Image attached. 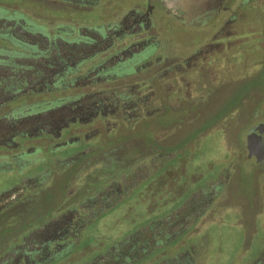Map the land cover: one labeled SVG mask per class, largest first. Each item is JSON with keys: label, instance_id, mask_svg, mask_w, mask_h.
Here are the masks:
<instances>
[{"label": "flooded vegetation", "instance_id": "flooded-vegetation-1", "mask_svg": "<svg viewBox=\"0 0 264 264\" xmlns=\"http://www.w3.org/2000/svg\"><path fill=\"white\" fill-rule=\"evenodd\" d=\"M206 110L215 179L133 233L89 232L150 161L122 150L137 124ZM223 226L264 264V0H0V264H226Z\"/></svg>", "mask_w": 264, "mask_h": 264}, {"label": "rangeland", "instance_id": "rangeland-1", "mask_svg": "<svg viewBox=\"0 0 264 264\" xmlns=\"http://www.w3.org/2000/svg\"><path fill=\"white\" fill-rule=\"evenodd\" d=\"M230 87L231 85L224 91L223 102H225V94H230ZM211 113H213L212 110L192 111L190 115L182 111L170 112V114L156 116L155 123L158 124V126L153 124H137V135L141 137L132 142L123 143L121 145L122 150L137 146L139 149L130 156L128 155V158H133L135 161L151 158V162L149 161L148 164L145 163L141 166L140 170L136 172L137 174L129 175L126 183L127 185H125L127 188V195L124 194V198H126L124 204L120 208L112 211L109 215H106L101 221L96 224L93 223L89 232L102 233L108 230L111 231V229H113L112 225L114 220L120 215V220L118 222L129 221L132 223L142 216L151 215L155 212V215L150 217L151 222L164 219L190 193L202 189L208 179H215V170H210L212 168V162L210 161L213 160V154L218 152L217 144L213 142L214 136L205 137L202 141L196 140V137L201 131L199 129L200 124ZM183 118H185L184 123H180L181 125L166 126V124L174 120ZM197 128L199 130L194 131ZM128 133L124 131L120 134ZM151 133L155 135V137H158L160 146L157 144L155 147L150 146V142L151 145H153V140L155 139L151 137ZM185 137L187 138L184 139ZM168 146L171 148H168ZM216 154L218 155V153ZM77 161L79 160L74 158L69 159L63 162L61 166L64 168L70 167L71 165H79L80 163ZM129 165L130 163L128 161L125 168L127 169ZM68 176L69 174L66 176L67 180ZM201 177L202 179H200ZM139 183H143L140 190L133 191L132 196L127 198L131 190L137 188L135 186L139 185ZM65 187V185H62L60 191L55 192V190H52L49 192L45 199H49L50 201L38 206L36 214H38L41 219L53 215L51 209L57 198L51 195L54 193L58 197H62V195L66 196V194H64L66 191ZM123 189H125V187H123ZM186 191L187 193H184ZM86 206H88V204H86ZM111 233H114V229L110 232V235ZM221 236L223 242L226 243L222 262H226V264L230 262L243 264V261L236 259L242 252L240 250L242 230H233L228 226H223ZM216 246L218 245L214 244V248ZM146 259L147 257L142 258L139 263L145 264ZM86 260L87 259L84 261Z\"/></svg>", "mask_w": 264, "mask_h": 264}, {"label": "trees", "instance_id": "trees-1", "mask_svg": "<svg viewBox=\"0 0 264 264\" xmlns=\"http://www.w3.org/2000/svg\"><path fill=\"white\" fill-rule=\"evenodd\" d=\"M203 129H205V128H203ZM180 144H178V145H180ZM149 160H150V158L144 159V160H142L141 163H145V162H147ZM122 171L123 172L126 171L125 173H129L128 168L127 169L126 168L125 169H122L121 172ZM150 223H151V218L148 217L147 223H145V224H148L149 225ZM126 227H127V231L129 232L131 230L132 233L135 232V231H137L140 228V226H137V225L136 226L135 225L133 226V224L131 222H129V221H126Z\"/></svg>", "mask_w": 264, "mask_h": 264}]
</instances>
